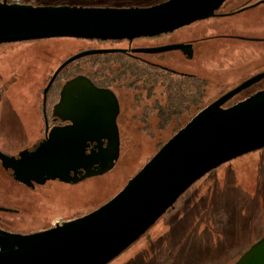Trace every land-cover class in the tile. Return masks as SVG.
Returning <instances> with one entry per match:
<instances>
[{
  "label": "rangeland",
  "instance_id": "374dc122",
  "mask_svg": "<svg viewBox=\"0 0 264 264\" xmlns=\"http://www.w3.org/2000/svg\"><path fill=\"white\" fill-rule=\"evenodd\" d=\"M162 1L138 3L147 6ZM241 1L228 0L229 4L219 6L218 10L230 11ZM246 2L249 5L246 9L199 19L155 38L141 36L129 42L126 38L49 37L0 43L1 138L11 135L18 142L30 132L40 130L38 108L47 78L65 58L90 48L190 44V57L175 49L146 53L143 59L206 80L204 108L245 80L264 74V0ZM117 90L122 95L125 93L123 97L128 105L133 102L130 92ZM263 92L264 78H260L224 105ZM8 97L13 109L10 116ZM146 101L150 100L143 99L141 104ZM139 108L134 113L126 112L128 122L121 166L94 177L92 183L80 188L81 192L73 197L58 198L53 203H57L52 207L54 212L30 216L38 214L49 202L43 204L37 199L29 202L23 187L1 180L0 208L6 210L0 209V215L18 220L11 232H36L57 220L63 222L90 212L111 199L156 153L159 142L167 141L172 133V128L155 130V136L143 133L136 118ZM156 122V116L151 117L152 127ZM16 209L23 211L24 217L14 213ZM75 210L79 212L69 214ZM263 234L264 147L239 155L202 176L144 234L106 264H227L239 258Z\"/></svg>",
  "mask_w": 264,
  "mask_h": 264
},
{
  "label": "water",
  "instance_id": "95a60500",
  "mask_svg": "<svg viewBox=\"0 0 264 264\" xmlns=\"http://www.w3.org/2000/svg\"><path fill=\"white\" fill-rule=\"evenodd\" d=\"M225 0H164L143 7H94L6 3L0 1V43L49 37L89 39H133L156 36L193 21L215 15ZM256 4V3H255ZM180 49L191 56L190 44L131 48H90L63 61L52 74L47 89L58 72L71 61L91 54L111 52L161 53ZM264 78L259 74L201 108L177 130L127 183L108 201L80 217L32 233H13L0 228V264H106L144 234L176 199L209 171L244 153L264 147V92L223 107L233 95ZM96 98L78 108L82 98ZM105 99L111 101L109 108ZM84 100L81 103H86ZM60 104L69 105V114L79 119L92 113L105 128L112 121L115 96L108 88L96 87L84 75L68 80L61 91ZM77 109V110H76ZM106 119V120H105ZM80 120V119H79ZM87 133L97 125L87 122ZM73 129L82 137L83 126ZM84 131V130H83ZM114 157L116 153L114 152ZM7 167L39 172L70 163L92 164L70 158L39 160L33 156L17 160L0 151ZM35 163L41 166H34ZM60 165V166H58ZM97 166L101 172L104 159ZM95 174L97 172H94ZM1 210H6L0 208ZM235 264H264V234L236 260Z\"/></svg>",
  "mask_w": 264,
  "mask_h": 264
},
{
  "label": "flooded vegetation",
  "instance_id": "af4514ba",
  "mask_svg": "<svg viewBox=\"0 0 264 264\" xmlns=\"http://www.w3.org/2000/svg\"><path fill=\"white\" fill-rule=\"evenodd\" d=\"M0 1L9 4L10 3L31 4L33 6H43V5H69V6L75 5V6H94V7L145 6L138 3L140 2V0H0ZM225 3L229 4L228 0H225L220 6L224 5ZM246 4H247L246 0H243L241 1V3H239V5L236 6V8L234 9L228 8L230 9V11H222V12H219L218 10L219 7H218L215 10L214 16L216 17L222 14H226V12L232 13L235 12L236 10L239 11L246 9L247 7H249V5ZM156 36H153L152 38H155ZM126 40L131 42L133 39H126ZM126 49L129 50L131 48H126ZM129 54H131L136 58L143 59L144 54L146 53L133 52ZM152 54H156V53H152ZM185 55L187 56V54ZM67 58H65L63 61H65ZM70 63H68L67 65H69ZM53 73H51V75H49V77L47 78L45 87L47 86ZM78 75H84V74H77L75 76H71L62 80L59 86L58 94L54 96L55 97L54 100H50L51 98L46 99V96L44 98L42 91V98L39 102V108H38V114L41 116L42 123L40 130L37 133L30 132L29 135H26L22 141H18V142L17 139L11 135L8 136L7 138H1L0 136V151L17 160H27L36 155L38 156L39 160H44L47 158V152H49L52 155L53 159L66 160L70 158H77V159L89 160L90 158H94L97 160V162H94L92 164L70 163L60 168L54 167V169L52 170L48 169V170H41L39 172H25L23 174L15 168L7 167L0 161V163H2V166H0V183L1 180H3L6 181L9 185L14 182L18 184V186L23 187L27 193V194L25 193L27 197L26 199L29 202L36 199L38 201H41L43 204L44 201L49 202V204L45 203L48 206L44 205L38 214L31 213L30 216L32 215L39 216L40 213L44 211L54 212L55 209H53L52 207L56 206L57 203L55 204L53 203L56 200H58V198H60L61 196L67 198L73 197L75 193H78V191L81 192L80 188L86 186L87 183L89 184L92 183V181L95 179L94 177L105 174L106 172L115 169L117 166H121L122 150L125 144L124 138H126L124 135V130H125V125L128 122V116L126 112L128 110H130L132 113L135 112V110L133 109V102L129 103L128 105L126 103L127 100L123 97V95L126 97L125 93L123 92L124 94L122 95L117 90V88L113 86L99 87V88L110 89L115 96V108L113 110L114 117L112 119V121L114 122V128L111 126L110 123H108L109 121H107V125H105V128H103V126L97 119L96 115L92 113H87V112L83 113L82 114L83 116L79 118L80 119L79 120L75 118V115L71 116L68 113L69 112L68 104L66 105L60 104L61 91H63V86L68 80H71L72 78L77 77ZM93 98L95 99L96 97L92 94H89L88 98L81 99V102L84 100H89L86 103H81L77 101L79 104L77 109L82 111L83 107L86 104H90V101H92ZM8 99L9 100L7 101L11 103L8 107L9 108L8 116H10L11 112H13V109H12V102L10 101L9 97ZM105 101L106 103H108L109 108L113 106L110 100L105 99ZM132 116L133 114H131V116L129 117L132 118ZM77 122H79L82 125H86L87 122L90 123V125L95 124L97 125L95 127V129L97 130L95 133H91V132L87 133L88 131L86 127L88 125L83 126L84 128H82L81 130L82 131L81 135L82 137H84V140L81 141L82 138L80 137V142H79L78 133L73 129L74 123ZM114 152L116 153L115 157L113 156ZM102 159H104V166H110L104 172H101L100 168L97 167V166H101L100 164L102 162ZM34 166H41V164L35 163ZM94 172L97 173L95 174ZM48 208L50 210H48ZM68 209L71 210V207H68ZM21 212L23 211L19 209L14 210V213L21 215V217H24L21 214ZM74 212L76 214L77 212H79V210H75L69 214H72ZM88 212L89 211L83 214H78L77 216H72L70 219L80 217ZM16 222H18V220L15 217L6 218L0 215V228L5 231H9V232L13 231L11 230V228ZM61 222L62 220H57L55 223L50 224L48 226H43L42 228L36 231L53 227L56 224H60ZM236 260L229 262L227 264H235Z\"/></svg>",
  "mask_w": 264,
  "mask_h": 264
},
{
  "label": "trees",
  "instance_id": "16d2710c",
  "mask_svg": "<svg viewBox=\"0 0 264 264\" xmlns=\"http://www.w3.org/2000/svg\"><path fill=\"white\" fill-rule=\"evenodd\" d=\"M77 74L86 75L98 87L130 92L133 109L140 107L136 117L139 129L150 136L167 128H172V136L202 108L205 96L206 80L201 77L173 71L128 52H111L83 56L65 66L50 84L46 99L54 100L62 80ZM143 99L150 101L141 104ZM155 116L157 122L152 127L150 119ZM163 144L160 141L158 149Z\"/></svg>",
  "mask_w": 264,
  "mask_h": 264
}]
</instances>
